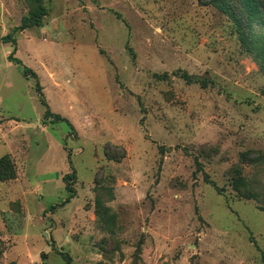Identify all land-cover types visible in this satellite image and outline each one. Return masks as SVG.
Listing matches in <instances>:
<instances>
[{
  "label": "rangeland",
  "instance_id": "1",
  "mask_svg": "<svg viewBox=\"0 0 264 264\" xmlns=\"http://www.w3.org/2000/svg\"><path fill=\"white\" fill-rule=\"evenodd\" d=\"M39 4L0 0V264H264L263 11Z\"/></svg>",
  "mask_w": 264,
  "mask_h": 264
},
{
  "label": "trees",
  "instance_id": "2",
  "mask_svg": "<svg viewBox=\"0 0 264 264\" xmlns=\"http://www.w3.org/2000/svg\"><path fill=\"white\" fill-rule=\"evenodd\" d=\"M245 13L247 14V16L249 18H253L255 15H257V13H259V11H263L264 13V0H241ZM36 3L38 4V14L37 16H33L31 19H27V20H22L21 25L16 29L17 31H21L24 30L25 28H28L30 26H37L39 27L41 25V18L45 15V9L39 4L40 0H36ZM216 4V7L219 8L220 10H224V6L220 1H215L214 2ZM11 35H8L7 37H5L3 39V41L5 43H7L8 41L11 40L13 46H15V41L11 39ZM15 50L13 49L11 51V53L9 54V56L7 57L9 61L17 64L20 67V70L23 74V76L25 78H29L32 77L33 79L37 80L36 75L28 68H25L22 66L21 61L16 59L15 57H13ZM35 91L38 94V97L40 99V103L42 106L45 107V112L43 115L44 118V125H45V120L47 118H50V122H58V121H65V119L61 118L59 115L53 114L49 111V108L46 104V102L43 99V96L41 94V89L40 86L38 84V82L36 81L35 83ZM66 122V121H65ZM105 156L109 159V160H114L117 161L119 158H121V156L117 157V156H112L109 154L108 149L105 150ZM15 173L13 172V165L10 163L9 158L7 156H4L0 159V182L3 181H8V180H13L15 177ZM67 177L64 178V181L67 182ZM67 188V187H66ZM237 190H239V188L236 186ZM68 192H70L69 198L72 197V193L71 190L67 189ZM240 193V197L241 198H245V199H251L253 198L251 194L249 193H241V191H239ZM65 202H68L67 200Z\"/></svg>",
  "mask_w": 264,
  "mask_h": 264
},
{
  "label": "crops",
  "instance_id": "3",
  "mask_svg": "<svg viewBox=\"0 0 264 264\" xmlns=\"http://www.w3.org/2000/svg\"><path fill=\"white\" fill-rule=\"evenodd\" d=\"M39 27H40V26H39ZM17 28H18V27H17ZM26 29H27V28H25L24 30H26ZM21 31H23V30H21ZM21 31H20V32H21ZM4 43H5V42H4ZM18 51H19V50H17V48H16V49H15V52L18 53ZM15 52H14V54H15ZM10 53H11V52H10ZM10 53H9V54H10ZM9 54H8V56H9ZM8 56H7V57H8ZM13 57H14V55H13ZM15 58L18 59V60H20L18 57H15ZM20 61H21V60H20Z\"/></svg>",
  "mask_w": 264,
  "mask_h": 264
}]
</instances>
